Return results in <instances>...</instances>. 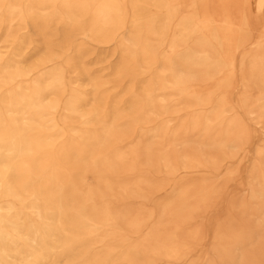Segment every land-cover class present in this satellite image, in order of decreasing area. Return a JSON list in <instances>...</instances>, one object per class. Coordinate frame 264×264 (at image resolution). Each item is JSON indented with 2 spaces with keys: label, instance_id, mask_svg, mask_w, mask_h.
I'll list each match as a JSON object with an SVG mask.
<instances>
[{
  "label": "bare ground",
  "instance_id": "bare-ground-1",
  "mask_svg": "<svg viewBox=\"0 0 264 264\" xmlns=\"http://www.w3.org/2000/svg\"><path fill=\"white\" fill-rule=\"evenodd\" d=\"M247 5L0 0V264H264Z\"/></svg>",
  "mask_w": 264,
  "mask_h": 264
},
{
  "label": "rangeland",
  "instance_id": "rangeland-1",
  "mask_svg": "<svg viewBox=\"0 0 264 264\" xmlns=\"http://www.w3.org/2000/svg\"><path fill=\"white\" fill-rule=\"evenodd\" d=\"M246 14H247L249 21H250L252 37H253V39H255L258 37V35L260 33L264 32V11H260L257 8V0H248V5L246 7ZM252 126L256 130L258 137L264 138V130H259V127L255 126L254 124H252ZM227 164H230V165L235 164L234 168H236V166H237L236 162H234V163L227 162ZM244 167L245 166L243 165V166H241L240 169L244 170ZM200 171L204 172V170H200ZM200 175L201 174H199V173L189 174L187 176V178L190 180L191 179H200V178H198V177H200ZM223 176H224V174L219 176L218 180L223 179ZM243 176L244 175H242V177H240L239 179L242 180ZM245 189H246V186L242 183H236V184L234 183L231 185V192H233L234 190H239L238 196H242L244 194H245L244 196H246L247 191H245ZM163 193H160L157 196H162ZM155 197L156 196H153V199ZM141 205L142 204L138 203V202L133 204L134 208H140ZM228 211H229V204L224 203L220 207V209H218V211H216L211 216H208L204 220V223L207 225H211L213 223L223 221L226 219ZM210 249H211V240L207 239L205 241V243L203 244V253L210 252Z\"/></svg>",
  "mask_w": 264,
  "mask_h": 264
}]
</instances>
